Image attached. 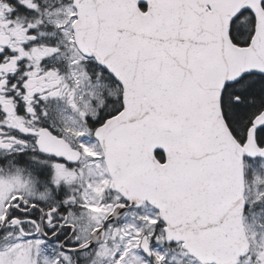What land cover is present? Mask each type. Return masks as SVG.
Segmentation results:
<instances>
[{"label": "snow or ice", "instance_id": "snow-or-ice-1", "mask_svg": "<svg viewBox=\"0 0 264 264\" xmlns=\"http://www.w3.org/2000/svg\"><path fill=\"white\" fill-rule=\"evenodd\" d=\"M0 264H264V0H0Z\"/></svg>", "mask_w": 264, "mask_h": 264}]
</instances>
